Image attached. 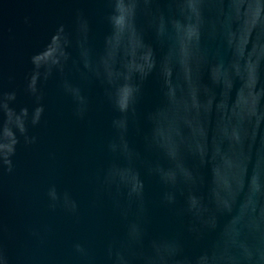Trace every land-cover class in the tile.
<instances>
[{"label":"water","instance_id":"95a60500","mask_svg":"<svg viewBox=\"0 0 264 264\" xmlns=\"http://www.w3.org/2000/svg\"><path fill=\"white\" fill-rule=\"evenodd\" d=\"M0 264H264V0H0Z\"/></svg>","mask_w":264,"mask_h":264}]
</instances>
